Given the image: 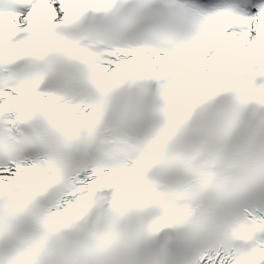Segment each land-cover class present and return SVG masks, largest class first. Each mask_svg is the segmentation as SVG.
Segmentation results:
<instances>
[{"label":"snow or ice","instance_id":"1","mask_svg":"<svg viewBox=\"0 0 264 264\" xmlns=\"http://www.w3.org/2000/svg\"><path fill=\"white\" fill-rule=\"evenodd\" d=\"M0 264H264V0H0Z\"/></svg>","mask_w":264,"mask_h":264}]
</instances>
